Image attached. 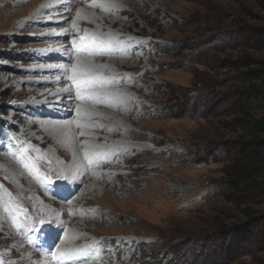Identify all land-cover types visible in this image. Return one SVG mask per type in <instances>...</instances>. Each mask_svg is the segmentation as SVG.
<instances>
[{
  "label": "rangeland",
  "instance_id": "1",
  "mask_svg": "<svg viewBox=\"0 0 264 264\" xmlns=\"http://www.w3.org/2000/svg\"><path fill=\"white\" fill-rule=\"evenodd\" d=\"M242 7L264 19L255 0H0V264H221L205 221L223 61L238 53L224 46L258 24ZM84 37L109 51L72 53ZM177 101L180 118L163 117ZM67 121L88 133L64 160L37 130Z\"/></svg>",
  "mask_w": 264,
  "mask_h": 264
},
{
  "label": "trees",
  "instance_id": "2",
  "mask_svg": "<svg viewBox=\"0 0 264 264\" xmlns=\"http://www.w3.org/2000/svg\"><path fill=\"white\" fill-rule=\"evenodd\" d=\"M255 7L264 11V0H255ZM242 15L258 24L236 23L224 46L238 53L223 61L221 82L230 86L219 93L216 117L227 137L214 149L223 165L210 200L219 207L205 221V238L221 264H264V19L249 7H242ZM183 106L169 103L161 113L177 119ZM209 259L202 264H211Z\"/></svg>",
  "mask_w": 264,
  "mask_h": 264
},
{
  "label": "bare ground",
  "instance_id": "3",
  "mask_svg": "<svg viewBox=\"0 0 264 264\" xmlns=\"http://www.w3.org/2000/svg\"><path fill=\"white\" fill-rule=\"evenodd\" d=\"M55 20L56 19H53L52 21L53 22H55ZM92 20V19H91ZM90 21V20H89ZM77 26V25H76ZM85 38V37H84ZM86 41H88L87 40V38H85V40L83 39V40H79V41H77L76 43L74 42L73 44H77L76 46H71V51H72V53H79V54H85V52H86V50H88V49H91V50H93L92 48L94 47V48H96V51H99V50H102V51H109V49L107 48L106 49V47H105V45L104 44H102V43H100V40L98 39V41L95 43V44H91L90 43V45L86 42ZM98 44V45H97ZM87 46V47H86ZM65 56H68V53H66V55ZM84 58V57H83ZM81 61H85V62H87V63H94V61H90V59L89 58H87V59H81ZM90 78H96V77H93V76H83V77H81L80 79H78V80H75V81H77V82H81V81H83V80H89L90 82H93V80H90ZM99 82H101V83H103V80H99ZM73 89L74 90H78L77 89V85L73 82ZM105 85V84H104ZM90 86V85H89ZM88 88V86L86 87V88H81V90H79L80 91V95L81 96H84V97H86V93H84V90L83 89H87ZM74 98H75V100H81V99H79V98H77V91H76V93H75V96H74ZM85 99H89L88 97H86ZM84 100V99H83ZM47 103H53V102H50L49 100L47 101ZM33 104V103H32ZM30 107V106H29ZM59 110H61V109H59ZM61 112H63V113H61V117H67V114H65V112L64 111H62L61 110ZM91 113H93L91 110L89 111V112H87V114L89 115V114H91ZM56 115V114H55ZM78 122H79V124H81V125H84V124H86V123H89V121L87 120V119H79L78 120ZM90 123H94L95 125L96 124H100L98 121H94V122H90ZM57 123L56 122H54V123H44V125H43V127H39V130H37V133H38V131H39V133H41V132H43L44 134V136L42 137V138H39L40 140H39V142H42V141H44L45 143H48V145L50 144V143H52L53 141H55V140H57L56 142L57 143H55L56 145H57V149L55 150V152H56V155L57 156H61V157H63L64 158V160H67V155H65V152H64V150L65 149H68V147H69V143H71V142H73L74 141V138H75V135L76 134H78V133H88V132H84V131H80L79 129H72L71 128V124H70V122L69 121H67L66 123H65V125H62V126H60L59 128H56V125ZM32 126H35L34 124H31V126H29L30 128H28L27 129V134L29 135V134H31V129H32ZM65 126H66V128L67 129H64L65 128ZM37 128V127H36ZM53 129H56V130H53ZM62 129H64V131H66V132H64V131H62ZM26 131V130H25ZM57 131V132H56ZM53 133V134H50V133ZM61 133V135L57 138V136H56V134H60ZM95 136H96V134H95ZM31 137H33V136H31ZM106 138V137H105ZM34 143V142H33ZM40 144V143H39ZM43 147V146H42ZM88 149V148H87ZM74 159V158H73ZM93 160V159H92ZM87 164L88 163H86L85 165L87 166ZM92 165V164H91ZM64 186H65V184H64ZM60 251V250H59ZM77 251V250H76ZM60 252H62V251H60ZM74 255H75V253H74ZM76 256V255H75ZM75 256H73L74 257V259H72V257H71V259H70V256L68 257V258H66V259H68L69 260V262L70 263H72V262H75ZM78 259H79V257H78ZM65 263H68V262H65Z\"/></svg>",
  "mask_w": 264,
  "mask_h": 264
},
{
  "label": "snow or ice",
  "instance_id": "4",
  "mask_svg": "<svg viewBox=\"0 0 264 264\" xmlns=\"http://www.w3.org/2000/svg\"><path fill=\"white\" fill-rule=\"evenodd\" d=\"M93 6H94V5H93ZM74 71H75V69H74ZM73 82L77 85V89H78V91H77V98H79V99H81V100L85 99L86 97L81 96L79 90H80L82 87L89 86V85H90V81H89V80H84V81H81V82H77V81L73 80ZM77 127H80V125L78 124ZM88 158H89V156H88V153L86 152V153H85V159H88Z\"/></svg>",
  "mask_w": 264,
  "mask_h": 264
}]
</instances>
